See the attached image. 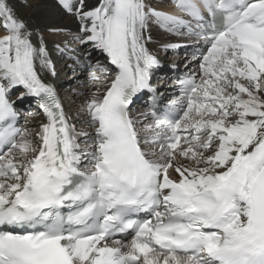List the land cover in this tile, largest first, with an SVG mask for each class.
Here are the masks:
<instances>
[{"label": "snow or ice", "instance_id": "6c2138e0", "mask_svg": "<svg viewBox=\"0 0 264 264\" xmlns=\"http://www.w3.org/2000/svg\"><path fill=\"white\" fill-rule=\"evenodd\" d=\"M171 2H26L48 17L32 27L0 0V264H264V0ZM153 25L203 42L162 108ZM45 31L72 39L50 50ZM53 51L106 60L89 59L92 133L46 79ZM143 92L152 109L135 115ZM26 97L35 129L20 126Z\"/></svg>", "mask_w": 264, "mask_h": 264}, {"label": "bare ground", "instance_id": "6f19581e", "mask_svg": "<svg viewBox=\"0 0 264 264\" xmlns=\"http://www.w3.org/2000/svg\"><path fill=\"white\" fill-rule=\"evenodd\" d=\"M14 2L16 4V8L18 10L19 15L21 17H23L25 20H27L32 27L42 26L44 23L48 22V17H47V13H46L45 9L35 8V7L29 8V7L23 6L24 3H26V2H31L32 4H35L38 2V0H14ZM92 2H95V0H92ZM150 2L154 6H156L157 8H159L161 10L172 12V9H171V6H170L168 0H150ZM56 22L61 23L62 26H68L72 33L76 32L75 24L70 23L68 20L56 21ZM43 34H44V37L48 43L49 48L53 47V45H56L59 41H61L57 37L54 38L58 34H49L47 31H45ZM50 35L51 36L54 35V37H49ZM62 35L63 34H61V36ZM151 36H152V41L149 43V47L154 53H156V55L158 56V58L161 62V65H162V67L154 70V72H153V80H154L157 76V73H155V72H160L159 73L160 75L162 73H163V75L168 74L169 70H167L166 68H168L169 65H172V63L168 64V61L171 60L170 57H172L174 55L173 51H172L173 49L165 48L164 47L165 45L160 46L158 43H156L157 39L158 38L166 39L167 42L165 44H167V45L168 44H179L180 42L176 41V39L180 40V38H182L183 35L182 34L179 35V34H176L173 32H168V31H165V30L160 29V28L153 25V27L151 29ZM174 38H176V39H174ZM161 49H163V54L161 53V55H160L159 52L161 51ZM97 53L98 52H93L91 58L84 56V54H82L81 56L83 57V59L87 58L84 60V62L87 61V63H89V59H91V62L93 64H95V62L97 60H100L101 63H106V60L102 55L100 57L99 56L95 57V55ZM71 55H74V53H72V54L67 53L66 55H64L63 58L57 57V58H59V62L61 61L60 62L61 64H59V65L62 66L63 72L65 73V78L58 79L55 81L56 75L52 76L50 73L46 72L45 73L46 79L56 86L58 95H59L60 100H61V103L63 104L65 111L69 114V116L75 120L73 123H75L77 125L78 131H86V132L92 133V129L88 126V124L82 123V121L87 119V115L83 111V105L86 102V100L88 99V97L91 95L92 91L94 90L93 86L91 85L88 88L81 87L82 88L81 93H86V95H84V96L80 95L79 98H77V99H75L74 96L77 94L78 89H76V86H73V85L71 86V82L73 81V78L76 79V81H80L81 83H83L84 79L87 78L86 74L88 72V65L89 64L86 66V70H82L81 68L77 69V67H75V69H76L75 73H78L79 71H83V73L79 74L80 73L79 72L78 74H74L71 76L72 77V79H71V78H69L70 76H66L69 72H71V68H69L70 64L72 66H74V64H72V60L68 58ZM174 57H176V58H174L173 64L179 68H182V71H191V72L196 71L195 62L194 61H192L191 63L189 62V61H191L192 56L185 57L184 54H178L176 56L174 55ZM162 68H165V69H162ZM166 70H167V72H166ZM97 74L101 75V73L99 71L97 72ZM161 84H163V82ZM69 86H71V87H69ZM170 86H172V84L170 82H168V87H170ZM158 88H160V87H158ZM162 89H165V88H162ZM13 98L15 99V97H13ZM25 99L30 100V103H32L31 105L34 107H33L32 112H29V111L28 112L26 111L24 113L21 112L22 113V122H21L20 126L35 129L36 126L39 124V122L41 120H43V116L39 114V109H38L36 102L33 98L26 97ZM142 109L143 108H141L140 110H142ZM140 110L138 112L133 111V114H135V115L144 114V112H143L144 110H142V112ZM29 113H35L36 115H29ZM148 122H151V121L147 120L146 123H148ZM82 145H83V139H82Z\"/></svg>", "mask_w": 264, "mask_h": 264}, {"label": "rangeland", "instance_id": "374dc122", "mask_svg": "<svg viewBox=\"0 0 264 264\" xmlns=\"http://www.w3.org/2000/svg\"><path fill=\"white\" fill-rule=\"evenodd\" d=\"M3 31V29H0V32H2ZM66 35H62L61 36V34H58V35H56L55 37H54V35L53 36H49V37H54V38H58V39H60L61 41H59L57 44H61V46L63 47V43L65 42V41H68V40H71L72 39V36L71 35H67L66 37H65ZM70 36V37H69ZM167 42V40L166 39H163V38H158L157 39V42L156 43H158L160 46H163V45H167V44H165ZM54 47H55V45H53V47H51V48H49L50 50H53L54 49ZM81 46H79V45H75V44H70L69 45V48H80ZM69 54H72L71 52H68ZM161 53L163 54V49H161V51L159 52V54L161 55ZM82 54H84L83 53V51H81V52H79V53H74V55H82ZM52 56H53V61H54V63H55V66H56V77H55V81L56 80H58V79H62V78H65V73L63 72V69H62V66L61 65H59V64H61L60 62H59V58H57V57H61V56H64V55H61V54H59V53H57V52H55V51H53L52 52ZM95 57H97V55H95ZM63 58V57H62ZM85 59H87V58H85ZM85 59H83L79 64H77V63H75L74 64V62H73V60H72V64H74V66L72 67V70H71V72H69L66 76H70L69 78H71L72 79V75H74V74H78L79 72V74H81V73H83V71H79L78 73H75L76 72V69H75V67H77V69H79V68H81L82 70H86V66L89 64V63H87V61L86 62H84V60ZM100 61V60H99ZM59 62V63H58ZM94 62V61H93ZM168 63H172V59L171 60H169L168 61ZM87 76V78L86 79H84V81H83V83H81L80 81H76V79H74L73 78V81L71 82V86L73 85V86H76V89H78V91H77V94L74 96V98L75 99H77V98H79V96H80V93L82 92V88L81 87H86V88H88V87H90L91 86V84H89V75H88V72H87V74H86ZM71 86H69V87H71ZM75 120L73 119V122H74Z\"/></svg>", "mask_w": 264, "mask_h": 264}]
</instances>
